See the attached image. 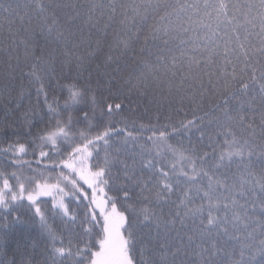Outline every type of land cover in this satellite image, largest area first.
I'll return each mask as SVG.
<instances>
[{
    "label": "snow or ice",
    "instance_id": "obj_1",
    "mask_svg": "<svg viewBox=\"0 0 264 264\" xmlns=\"http://www.w3.org/2000/svg\"><path fill=\"white\" fill-rule=\"evenodd\" d=\"M0 264H264V0H0Z\"/></svg>",
    "mask_w": 264,
    "mask_h": 264
},
{
    "label": "trees",
    "instance_id": "obj_2",
    "mask_svg": "<svg viewBox=\"0 0 264 264\" xmlns=\"http://www.w3.org/2000/svg\"><path fill=\"white\" fill-rule=\"evenodd\" d=\"M25 234H27L28 237L38 238V233L34 230V228H30L27 225H16L13 228V232L9 240L10 246L15 247V241L17 239L23 240L24 243L29 244L30 239H25ZM259 259L261 258L257 257V260Z\"/></svg>",
    "mask_w": 264,
    "mask_h": 264
}]
</instances>
